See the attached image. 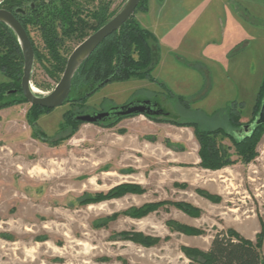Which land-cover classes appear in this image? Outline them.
I'll return each instance as SVG.
<instances>
[{
    "label": "rangeland",
    "instance_id": "1",
    "mask_svg": "<svg viewBox=\"0 0 264 264\" xmlns=\"http://www.w3.org/2000/svg\"><path fill=\"white\" fill-rule=\"evenodd\" d=\"M106 1L114 18L129 0ZM228 1L145 0L134 15L139 27L153 34V16H146L152 4L155 8L166 2L176 5L162 28L166 42L171 43L167 31L181 19L187 24L188 20L189 24L199 22L201 40L217 38L225 30L226 46L234 43L242 49L226 60L224 54L218 60L207 59L206 50L202 62L209 85L197 84V74L205 81L206 72L198 66L187 67L197 73L193 77L186 70L173 75L169 68L163 73L155 69L152 77L164 87L132 78L106 85L82 107L68 103L36 112L23 102L0 109V264H189L185 249L205 253L218 234L231 230L259 244L264 256V132L250 163L240 159L229 139L217 136L218 147L231 163L213 170L201 166L193 126L202 131L230 130L227 112L232 108L240 112L241 123L248 125L264 82V24L249 22L237 9L264 23V0H234L238 16L232 15ZM29 34L37 52L47 59L40 32L30 28ZM178 35L177 30L173 38ZM187 42L181 50L186 46L189 52L195 50L191 38ZM77 47L68 42L63 57L68 60ZM50 65L35 59L32 86L39 97L53 92L63 76H50ZM7 82L0 71V84ZM170 93L185 98L189 106L183 107ZM150 95L165 103L180 126L164 121L167 118L155 121L146 116L111 125L76 119L81 111L92 116ZM124 185L145 191L86 203ZM197 190L221 201L212 203ZM158 202L186 203L200 209L202 215L188 216L170 204L143 219L127 215ZM169 222L201 233L187 236ZM138 234L155 239V244L146 247L133 241L131 236Z\"/></svg>",
    "mask_w": 264,
    "mask_h": 264
},
{
    "label": "trees",
    "instance_id": "2",
    "mask_svg": "<svg viewBox=\"0 0 264 264\" xmlns=\"http://www.w3.org/2000/svg\"><path fill=\"white\" fill-rule=\"evenodd\" d=\"M144 1L141 0L136 12L144 7ZM1 6L16 16L29 37L30 28H36L40 32L47 51V59L37 52L31 40L35 59L47 60L51 63L52 72L47 71L52 77H56L58 73L64 74L68 60L63 57L62 51L68 42L77 43L79 46L113 19L110 4L106 0H5ZM238 11L249 22L264 24L253 19L239 7ZM160 57L161 47L158 40L152 33L140 28L133 16L118 32L106 39L78 69L73 79L68 103H76L82 107L88 99L106 85L128 81L132 78L145 79L164 87L152 77V72L158 66ZM183 62L186 66L194 67L186 61ZM23 70L24 58L18 39L9 27L0 24V71L9 80L7 83L0 84V109L27 102L21 89ZM204 74L206 85H209L210 77L207 73ZM11 92L14 93L9 95ZM169 97L177 100L183 107L189 106L188 101L183 97L173 94ZM263 103L264 82L257 95L253 118L248 125L255 124ZM32 109L36 112L51 111L39 107H32ZM116 109L119 110V108ZM236 111L232 108L227 112L230 130L219 128L214 131H202L197 128V125H193L200 143L202 167L216 170L231 163V160L226 158L217 145L215 138L219 135L230 140L242 161L250 163L255 159L257 145L264 132V125L254 126L248 135L235 136L234 132H240L246 126L241 123L240 112ZM146 117L155 121L161 119L153 116ZM126 118L129 117H118L109 125ZM173 118H167L164 121L180 126ZM223 160L227 162H223ZM144 191L140 186L124 185L115 188L108 194H97L95 198L88 199L86 203H101L119 199L126 194L141 195ZM197 192L212 203L221 201L220 197L206 191L197 190ZM166 204L177 207L191 217L202 215L201 210L192 205L169 202L146 204L129 211L127 215L133 219H143ZM169 226L187 236H198L201 233L196 228L176 222H169ZM131 239L146 247H152L156 241L139 234L131 236ZM260 249L259 244L254 245L231 230L218 234L213 239L209 251L204 253L195 249H185V253L190 260L189 264H264V256Z\"/></svg>",
    "mask_w": 264,
    "mask_h": 264
},
{
    "label": "water",
    "instance_id": "3",
    "mask_svg": "<svg viewBox=\"0 0 264 264\" xmlns=\"http://www.w3.org/2000/svg\"><path fill=\"white\" fill-rule=\"evenodd\" d=\"M140 2L141 0H129L119 14H117L96 33L88 37L73 51L71 56L68 58L66 69L60 82L53 92L46 97L37 96L33 90L32 74L35 64V52L27 31L14 14L5 9H0V24L6 25L13 31L22 49L24 70L21 81V89L25 100L32 107H39L47 110H56L66 105L70 100L73 79L78 69L87 59L90 58L99 46L105 42L106 39L118 32L135 15ZM13 93L14 92H11L9 95H12ZM148 104L149 103L146 102L139 106H123L119 108V110L114 109L113 112L99 113L92 116H80L77 117V120L85 124L96 125L111 117L112 113V115L116 117L159 116L162 114H160V112H151L150 109L146 107ZM166 116L171 115L167 114ZM262 125H264V103L255 124L252 126V129L254 126L258 127ZM244 128L247 130V133L252 131L249 126H245Z\"/></svg>",
    "mask_w": 264,
    "mask_h": 264
},
{
    "label": "crops",
    "instance_id": "4",
    "mask_svg": "<svg viewBox=\"0 0 264 264\" xmlns=\"http://www.w3.org/2000/svg\"><path fill=\"white\" fill-rule=\"evenodd\" d=\"M233 1L234 0H229L227 3L231 4L230 9L232 10V15L234 16L237 14V12L233 5L234 4ZM3 2L4 0H0V7ZM154 6H157V5H155V3L152 4V9H150L149 13H147L146 16L148 17L153 16L154 23H152V28H153L152 32L154 36L156 37V39L158 40L160 46L162 47L160 62L158 66L156 67V70L162 71L163 73L164 71L167 70L166 68H169L168 70H170V72H172L173 75L176 74L174 72H179V71L183 72L186 70L187 71L186 74L191 75L193 77L197 73L187 68L188 66H184L182 61L189 62L191 60L195 62L191 64L194 66L193 68L198 66L201 70L206 71L205 70L206 66L202 62V60L206 59L205 53L207 51L209 53V58L207 59H213V60H218V57L220 54H224V58L222 59L226 60L228 56H231L234 53H239L241 51L242 48H240L239 44L235 45L233 43L229 45L227 44L226 46L225 34H224L225 30L221 31L220 32L221 35L218 34L220 36H218L217 38H210L207 36L206 39L201 40L202 37L201 35L197 34V32L199 31L197 30V26H196L197 23L199 22L193 21L191 24H189V20H188V24H187L186 22H182L183 19L178 21L173 27L170 28V30L167 31V32H170L169 35H172L171 36L172 43L170 41L166 42L167 40L165 37L166 33L164 34V31L162 30V28H165L164 22H166L165 18L167 14L168 13L170 14V11L173 8L175 9L176 5L169 6V4L166 2V3H163L162 5H158V8H155ZM187 16L188 15H186L184 19H186ZM236 16H238V14ZM177 30H178L179 35L177 38L175 37L174 39L173 33L176 34ZM194 30H196L195 33H193ZM189 36H193V37H189ZM197 37H201V38L197 39ZM190 38H191V42H193L192 45L195 50L189 52L188 46L185 47V50H181V46L189 44L187 40ZM179 54H181L182 56H179ZM205 73L208 74L207 71ZM175 77H176L175 81H177L178 77L177 76ZM195 80L196 82H198L197 84L199 83L203 84L205 82L203 81V79L200 78L199 74H197Z\"/></svg>",
    "mask_w": 264,
    "mask_h": 264
},
{
    "label": "flooded vegetation",
    "instance_id": "5",
    "mask_svg": "<svg viewBox=\"0 0 264 264\" xmlns=\"http://www.w3.org/2000/svg\"><path fill=\"white\" fill-rule=\"evenodd\" d=\"M35 88V87H34ZM148 102L149 104L146 106L148 109H150L151 112H160L161 115L159 116H154L153 117H156V118H169V119H172L174 116L171 114V112L169 111L168 107H166L165 103L158 97H154V96H138L137 98L133 99L132 101H129L128 104H126L125 106H128V105H134V106H139V105H142L144 103ZM28 103V102H27ZM76 104V103H74ZM123 107V106H121ZM121 107H111L108 111H100V113H107V112H113L114 109L116 108H121ZM83 111L80 112L79 116L77 117H80V116H84ZM153 113V114H154ZM113 114V113H112ZM111 114V117H109L108 119H106L105 121L101 122V123H98L96 125H103L105 123H110L112 122L113 120H115L116 116L112 115ZM167 114H170V116H166ZM77 119V118H76ZM254 124H250V125H246V126H249L250 129H252V126ZM247 130L245 128H243L242 131L240 132H234L233 135L235 136H243V135H248L249 133L246 132ZM250 131V130H249Z\"/></svg>",
    "mask_w": 264,
    "mask_h": 264
},
{
    "label": "bare ground",
    "instance_id": "6",
    "mask_svg": "<svg viewBox=\"0 0 264 264\" xmlns=\"http://www.w3.org/2000/svg\"><path fill=\"white\" fill-rule=\"evenodd\" d=\"M34 93L36 94L37 90L33 87Z\"/></svg>",
    "mask_w": 264,
    "mask_h": 264
}]
</instances>
